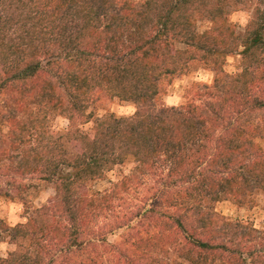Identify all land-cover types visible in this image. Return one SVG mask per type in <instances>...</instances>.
I'll use <instances>...</instances> for the list:
<instances>
[{"label":"trees","instance_id":"16d2710c","mask_svg":"<svg viewBox=\"0 0 264 264\" xmlns=\"http://www.w3.org/2000/svg\"><path fill=\"white\" fill-rule=\"evenodd\" d=\"M251 3L253 15L237 34L225 16ZM201 17L213 27L199 33ZM239 51L241 71L226 74L223 59ZM194 60L215 71L204 88L219 101L202 112L191 103L157 107L159 81ZM1 95L0 119L9 130H0V167L5 159L11 166L0 174L38 175L55 184V199L23 223L0 219V233L24 248L0 264H101L92 253L104 232L92 223L132 179L93 194L85 185L129 158L136 162L132 173L160 171L154 201L177 210L158 218L184 233L186 260L247 264V251L249 264H264V229L225 221L212 208L222 199L252 205V193L264 192V152L252 141L264 135V0H0ZM103 96L137 103L134 116L108 114L83 130L91 121L87 109ZM47 114L65 117L68 128L43 131ZM154 211L146 207L141 218L158 220ZM130 221L123 217L116 227L130 228ZM245 238L256 243L248 248ZM161 240L137 238L133 246L158 256L153 246ZM235 240L240 247H228ZM168 244L159 250L164 264H181L168 255L179 243Z\"/></svg>","mask_w":264,"mask_h":264},{"label":"rangeland","instance_id":"374dc122","mask_svg":"<svg viewBox=\"0 0 264 264\" xmlns=\"http://www.w3.org/2000/svg\"><path fill=\"white\" fill-rule=\"evenodd\" d=\"M131 1L138 2L141 0ZM253 9L254 3L231 7L225 16V20L229 25L233 26L237 34H241L244 32L246 25L253 15ZM195 27L199 33H202L213 27V24L207 18L201 17L196 20ZM176 47L184 48V45L178 43ZM239 53L240 51L227 54L223 59L222 69L226 74L233 75L241 71V55ZM214 77L215 71L212 70L210 66L199 61H190L188 65L177 74L163 77L159 81V93L155 98V105L157 107L167 106L183 108L191 103L199 112H202L205 108H209L219 101L214 92L210 93V89L207 90L204 88L213 83ZM5 97V95L0 96V105L5 101ZM137 107L138 104L133 101H125L117 97H100L98 101L87 109V111L90 112L91 121L81 125V128L83 130H89L93 126L95 118L104 117L108 114H114L116 117L123 118L132 117ZM0 109L2 110L4 108ZM41 118H43L45 122L43 131H46L48 134L55 135L63 132L69 125V121L61 115L47 114ZM257 121L259 120L257 119L256 122ZM210 128L213 127L210 125ZM219 128L220 126H216L217 130H219ZM0 130L2 134H7L9 130V126H7L5 122H2L1 119ZM218 133L219 131H216L213 136L216 137ZM252 141L253 144L261 147L264 152V135H257ZM32 142L34 144L36 140L33 139ZM208 144L210 143H207V145ZM70 147L74 150L71 145ZM2 165L4 167H0V173L4 172L5 168L8 170V165L11 166V162L5 159ZM135 166L136 162H134L133 158L126 159L123 163L117 164L113 166L112 169L106 171L104 177L89 181L85 185V192L93 194L108 190L113 183L121 180L125 176L132 179L127 189L125 191H120V198L113 199V205L110 206L111 209L104 212V215L97 216L92 223V229L97 231L101 228L104 232V235L100 237L103 241H100L96 253H92L93 256L97 258V261L101 264H115V259H117V264H164L166 260L163 256L166 253L159 251L161 246L169 245V242L177 241L179 245L172 249L171 252H168V255L178 263L192 264L180 253V251L189 248H186L187 243L184 233L175 228V226L166 223L164 219L158 218V215L161 216L162 212L173 213L177 210V208L167 204L165 205L160 201H154V192L156 189H159L160 171L156 169L149 170L148 167H146V169L140 172L136 171L132 173ZM153 171L155 174H153ZM59 173L63 175L64 172L61 170ZM133 174L135 175L133 176ZM3 176L4 175L0 174V219L9 225L25 222L29 212L45 204H51L55 199V184L50 181L39 179L38 175L28 174L13 179L10 177V174L6 176V178H3ZM17 185L20 190L24 189V186L25 189L19 192ZM250 197L255 200L252 205L239 206L232 200L222 199L217 202L213 201L212 208L217 214L223 216L225 221H239L243 225L252 226L257 230H263L264 192L258 190L254 191ZM149 199L153 202L149 203ZM149 206L156 210L154 212L157 213L155 217L158 220H155L154 217H149L150 214L148 213L146 216L144 215V218H141V213ZM138 212L139 215H136ZM153 214L154 213H152V215ZM123 217L131 219L129 222L130 228L127 227V222L122 227H116V222L120 221ZM141 219L142 221H140ZM138 221L141 223L139 226H136ZM186 223L189 226L192 224L189 220L186 221ZM129 232L131 234H129ZM159 237L163 240L156 246H153L154 250L159 253L158 256L154 253L144 255L141 253L140 249H136V247L133 246L137 238L153 240L150 241V243H152L155 242L156 239H159ZM243 240H245L244 244H246L248 248L256 243L255 240H251L250 238H245ZM174 245L175 243H173L172 246ZM227 245L230 248H239L241 243L235 240L228 242ZM14 250H24V248L12 242L7 233L1 231L0 257L5 258L9 252ZM246 252H242V258L245 257L247 264H249V258H247Z\"/></svg>","mask_w":264,"mask_h":264}]
</instances>
